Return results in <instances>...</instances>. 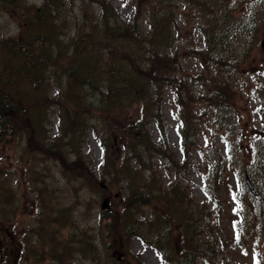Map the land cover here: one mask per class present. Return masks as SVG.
I'll return each mask as SVG.
<instances>
[{
    "label": "rangeland",
    "instance_id": "rangeland-1",
    "mask_svg": "<svg viewBox=\"0 0 264 264\" xmlns=\"http://www.w3.org/2000/svg\"><path fill=\"white\" fill-rule=\"evenodd\" d=\"M44 1L0 0V79L8 64L13 69L24 57L21 48L14 49V40L25 33L26 11L43 23L45 16L35 8ZM81 1L63 6L58 19L69 28L62 31L61 40L73 37L81 26ZM106 1L130 25L138 16L139 34L150 32L151 20L145 13L142 16L145 8L140 0ZM256 1L237 0L235 16L247 15ZM88 6L90 19L101 15L99 4L88 1ZM173 13L170 43L158 49L168 55L167 70L174 77L172 85L161 87V112L150 113L138 103L117 117L94 119L88 114L84 117L90 128L83 140L74 147L67 139L59 140L52 148L54 140L66 136L61 107L65 97L61 99L54 79L50 75L44 79L39 95L45 103L36 107L42 109L37 112L44 115V123H30L26 105L16 111L23 124H16V132L0 142V251L11 254L9 264H172L186 250L187 213L198 223V229H189L188 234L206 241L215 254L212 258L199 255L195 264H264V216L254 211L256 206L264 207V20L254 44L237 42L230 53L232 60L219 68L203 57L207 17L216 16L198 13L184 0H173ZM21 87L26 94L28 86ZM220 88L230 92L231 102L216 107L209 98ZM82 95L88 104L99 106L101 94L86 91ZM156 116L164 123V134ZM184 121L194 144L183 148L179 129ZM129 125L135 126L137 136L144 130L165 153L143 152L139 166L131 159L129 142L135 136L126 132ZM115 163L123 168L128 164L130 172L139 173L132 189L145 193L146 184L153 181L155 186L151 193L155 200L139 203L134 211L140 220L137 227L143 224L137 235H126L124 254L108 249L112 229L127 228L125 212L128 215L130 209V183L121 178L112 181L109 175ZM246 175L258 201L246 191ZM180 190L183 207L178 206V219L183 222L171 224L164 210L168 211ZM105 198L110 199L106 211L101 208ZM167 228L174 256L170 261L162 259L165 243L158 236ZM84 239L98 249L96 259L80 251ZM31 250L33 256H29ZM42 253L44 260L39 261Z\"/></svg>",
    "mask_w": 264,
    "mask_h": 264
},
{
    "label": "trees",
    "instance_id": "trees-1",
    "mask_svg": "<svg viewBox=\"0 0 264 264\" xmlns=\"http://www.w3.org/2000/svg\"><path fill=\"white\" fill-rule=\"evenodd\" d=\"M88 1L99 4L100 16L90 19ZM184 1L198 13L216 16L207 17L208 27L206 25L204 29L206 43L203 51V57L210 60L209 62L215 67L221 68L228 62V59H231L232 46H235L237 42L253 45L259 35L261 22L264 20V0H258L249 5L248 14L241 18L235 16V13L239 11L237 0ZM71 2H74L75 6L78 4L77 0H45L40 7L35 8L38 9L37 13L45 16L43 23L31 15L29 10L26 11L23 24L26 35L23 31L17 40H14V49L21 48L24 57L20 65L16 64L13 69H10L8 64L7 70H4L0 79V115H2V119L4 117L0 127L3 129L11 125L13 130L16 124L24 122L16 111L24 110L25 105L27 106L25 111L27 110L31 115L30 123H44V115L41 116L37 112L43 111L36 107L45 103L39 95L40 91L44 90V79H47V75H50L49 79H54L53 82L58 85L56 86L61 99L63 100L65 97L61 107L67 118L65 117L66 136L54 140L50 144L52 148L59 140L67 139L72 147L75 142L83 140L85 137V135L82 136L83 133L86 134L90 128L88 120L84 117L88 114H92L94 119L105 116L117 117L138 103H143L150 113L153 110L161 112L160 91L165 85H172L174 82L173 75L167 70L168 55L163 56L158 50L170 43L172 22L174 21L173 0L139 1V4L145 8L142 16L146 14L151 20V30L146 34L143 31L138 33V16L134 21L135 24L130 25L121 19L106 0H82L79 6L82 9L83 22L73 37L65 41L61 40L62 31L69 27L64 20L60 22L58 18L62 13L63 6H70ZM257 6L260 7V11ZM30 9L34 8L30 7ZM217 13L219 16L216 15ZM148 49H153V51L147 52ZM223 53L226 57L222 56ZM17 72L20 75L14 76ZM220 73L221 71H217V74ZM21 84L28 86L25 89L26 94L22 93L24 88L21 87ZM86 91L98 93V96L102 95L98 107H94L84 100L82 93ZM153 98H155L154 102ZM230 102L231 94L223 88H220L209 98V103L216 107ZM217 114L215 115L217 116ZM146 116L143 118L142 126L145 124ZM156 117L154 119L158 121L159 116ZM183 124L181 129L183 144L185 146L193 145L191 130L186 126L185 121ZM138 125H141V122H138ZM136 131L135 126L132 125L126 128L128 134L132 132L135 136L133 140L128 141L131 159L139 161L143 152L165 153L152 143L144 130L140 136H137ZM75 149L80 159L81 147L78 145ZM60 155L61 153L58 155L59 158ZM105 165L107 166V159ZM113 169L114 171L109 173L111 180L121 178L123 181L126 179L130 183L131 189L127 199V206L130 208L128 215L125 212V222L128 226L124 231L119 228L115 231L113 228L111 231L113 241L108 246L112 252L120 250L123 253L125 252L123 240L126 235H137L143 224L140 223L137 227L140 220L136 218L134 211L138 209L139 203L155 200L151 194L155 190V186L153 181L146 184L145 193L141 192V188L132 189L137 185L133 182L137 181L139 173L130 172L128 164L126 168H123L121 164L115 163ZM111 185L113 184L111 183ZM181 191L174 194L177 197L169 202L168 211L164 210L171 224L183 222L178 219V212L183 207L179 203ZM189 215L187 213L189 220L186 228V250L178 259L172 260L174 264H195L199 255L209 258L215 256L214 248L206 241L200 240L192 233L188 234L189 229H198V223L194 222V219ZM121 226L125 227V224L122 223ZM158 236H161L165 243V249H160L163 255L168 259L174 257L168 228L159 232ZM81 241L80 251L92 259H96L99 255L98 249L86 239ZM124 248L129 251V246ZM195 253L198 255L195 256ZM5 254H8L5 264H9V252ZM29 255L33 256L34 250L29 251ZM44 255L42 253L38 258L39 261L44 260Z\"/></svg>",
    "mask_w": 264,
    "mask_h": 264
},
{
    "label": "water",
    "instance_id": "water-1",
    "mask_svg": "<svg viewBox=\"0 0 264 264\" xmlns=\"http://www.w3.org/2000/svg\"><path fill=\"white\" fill-rule=\"evenodd\" d=\"M247 184L249 185L250 190H251L253 193H255V190H254L253 186L251 185V183H250V181H249L248 178H247ZM102 207H103V209H106V208L109 207V200H108V199H105V200H104Z\"/></svg>",
    "mask_w": 264,
    "mask_h": 264
}]
</instances>
